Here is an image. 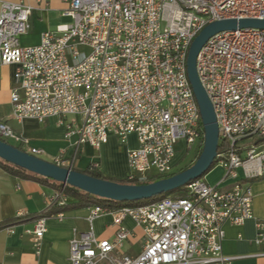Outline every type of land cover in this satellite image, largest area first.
I'll return each instance as SVG.
<instances>
[{
	"label": "built area",
	"instance_id": "obj_1",
	"mask_svg": "<svg viewBox=\"0 0 264 264\" xmlns=\"http://www.w3.org/2000/svg\"><path fill=\"white\" fill-rule=\"evenodd\" d=\"M65 1L64 15L72 21L44 32L39 44L23 46L20 36L31 28L33 7L22 0H0V64L16 66L14 117H57L69 140L77 136L75 154L66 157L61 150L52 160L58 165L74 168L83 144L98 150L110 134L126 142L134 133L138 147L129 151L128 182L170 174L178 144L198 148L205 137L187 72L192 41L214 20L264 18V0ZM197 69L217 115L218 164L226 177L237 178L240 166L249 178L263 175L264 28L213 35L199 51ZM0 137L21 141L36 156L44 153L7 123L0 122ZM90 168H99L98 162ZM65 186L54 189L49 209L68 203ZM185 187L187 196L181 198L119 208L90 206L91 225L111 213L118 229L113 238L74 229L71 264H228L223 226L256 218L251 186L237 180L225 188L201 178ZM55 216L62 219L64 210ZM127 217L144 231L137 255L121 250L133 235L123 223ZM47 218L37 214L34 228L27 230L38 253ZM257 241L264 242L262 222H257Z\"/></svg>",
	"mask_w": 264,
	"mask_h": 264
},
{
	"label": "crops",
	"instance_id": "obj_2",
	"mask_svg": "<svg viewBox=\"0 0 264 264\" xmlns=\"http://www.w3.org/2000/svg\"><path fill=\"white\" fill-rule=\"evenodd\" d=\"M22 1L33 7L31 28L20 36V43L23 46L39 44L44 32L56 30L59 25L72 21L71 16L64 15V10L69 6L65 0ZM15 68L14 64H0V122L9 124L16 134L28 137L30 146L43 149L41 157L46 160L52 161L61 150L66 151V157H72L76 151L73 143L77 136L69 140L66 137V126L60 124L57 117H50L44 121L35 118L19 121L14 117L11 91L14 86ZM67 119L70 120L72 117ZM10 140L28 150L29 146L21 141L13 138ZM137 147L138 140L134 133L127 137L126 142L110 134L108 140L98 150L88 143L83 144L77 153L74 168L84 170L93 162H98L99 169L105 176L124 180L130 172L129 151ZM237 173V178H227L224 167L216 164L203 177L208 183L219 184L225 188L232 187L239 180L249 184L254 194L256 218L246 220L243 225L229 222L224 224L223 253L231 258L228 264H264V242L257 241V222L264 223V169L263 175L254 178L248 177L244 166L238 167ZM54 189L53 186L38 179L11 173L0 165V264H71L70 241L74 229L82 232L93 229L100 238L115 236L118 226L114 223V216L111 213L97 217L92 225L87 220L90 206L75 207L72 204L64 210L62 219L55 216L58 209L49 213L50 196ZM70 202H75V199L69 197L68 203ZM41 213H46L48 218L47 231L38 253L33 244V234L27 230L34 228L35 216ZM123 223L133 232L126 240L134 244L143 242L141 252L145 242L143 228L137 226L129 217L125 218ZM122 247L123 244L121 246L123 251Z\"/></svg>",
	"mask_w": 264,
	"mask_h": 264
},
{
	"label": "water",
	"instance_id": "obj_3",
	"mask_svg": "<svg viewBox=\"0 0 264 264\" xmlns=\"http://www.w3.org/2000/svg\"><path fill=\"white\" fill-rule=\"evenodd\" d=\"M246 27L264 28V18H222L208 23L191 43L187 72L198 101L204 124V147L197 160L183 171L151 182L129 183L96 177L71 167H65L36 156L0 137V158L23 169L51 178L65 185L84 190L98 197L116 201L149 199L200 178L210 170L218 155L219 123L214 105L202 84L197 57L200 49L213 35Z\"/></svg>",
	"mask_w": 264,
	"mask_h": 264
},
{
	"label": "trees",
	"instance_id": "obj_4",
	"mask_svg": "<svg viewBox=\"0 0 264 264\" xmlns=\"http://www.w3.org/2000/svg\"><path fill=\"white\" fill-rule=\"evenodd\" d=\"M203 147H204V141L198 147V153L196 155L195 160H197V158L200 156V154H201V152L203 150ZM218 160L219 159L217 157L215 159L212 167H214L218 163ZM191 162L192 163L186 165L185 167H182L179 171H173V172H171L168 175H157L156 177H154V178H152V179H150V180H148L146 182H151V181L163 178V177H167V176L173 175V174H175L177 172L183 171L184 169H186L189 166H191L194 163V160L191 161ZM0 165L4 169L8 170L11 173H14V174H17V175H20V176H23V177H30V178L32 177V178L38 179L41 182H43L44 184H48V185L53 186L55 189L56 188L57 189L58 188H62L64 186V184L61 183V182L55 181V180H53L51 178H47V177L41 176V175L36 174V173H33V172L28 171L26 169H23V168H21L19 166H16V165H14L12 163H9V162L1 159V158H0ZM74 169H77V168H74ZM77 170H80V169H77ZM81 171L89 173V174L94 175L96 177L105 178V179H111V178L105 176L103 174V172L99 168L91 169L89 167V168H86V169L81 170ZM204 175L201 176L200 178H197V179L203 178ZM111 180H115V179H111ZM116 181L128 182L127 179L116 180ZM65 190H66L67 194L69 195V197L75 199V202L67 203L64 207H54L50 211H48L49 213H53V212L57 211V209H58V211L65 210L66 208H68L72 204L75 207L92 206V205H105V206H110V207H114V208H119V207H124V206L143 205V204H147V203H151V202L160 200V199H162L164 197L181 198V197L187 196V189H186L185 186L178 187L176 189H173V190L165 192L163 194L154 196V197L149 198V199H142V200H138V201H116V200H111V199H107V198H102V197H98L96 195H93V194H91L89 192H86L84 190L74 188V187L69 186V185L65 186Z\"/></svg>",
	"mask_w": 264,
	"mask_h": 264
},
{
	"label": "rangeland",
	"instance_id": "obj_5",
	"mask_svg": "<svg viewBox=\"0 0 264 264\" xmlns=\"http://www.w3.org/2000/svg\"><path fill=\"white\" fill-rule=\"evenodd\" d=\"M8 142L14 144L18 147H23L20 144L14 142L13 140L7 139ZM24 150H26L25 147H23ZM178 152L174 161L173 171H179L182 167H185L186 165L192 163L191 161H196V155L198 153V148L194 147L192 149H185V145L183 142H180L177 146ZM218 164V163H217ZM172 171V172H173ZM143 242L138 243H132L129 240H125L123 243V251H125L127 254L132 255L140 252L142 248ZM99 264H105V262H100Z\"/></svg>",
	"mask_w": 264,
	"mask_h": 264
}]
</instances>
